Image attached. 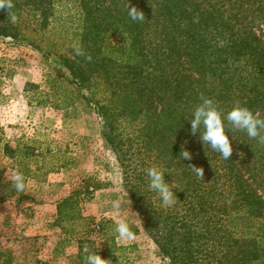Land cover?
Masks as SVG:
<instances>
[{
    "label": "trees",
    "instance_id": "trees-1",
    "mask_svg": "<svg viewBox=\"0 0 264 264\" xmlns=\"http://www.w3.org/2000/svg\"><path fill=\"white\" fill-rule=\"evenodd\" d=\"M12 3L11 9L0 8V37L32 46L45 42V50L37 48L63 68L75 87L60 85L53 91L60 97L58 106L86 100L122 166L137 146L166 172L184 215H163L155 208L152 198L161 200L148 187L150 165L135 169L134 185L128 181L139 202L140 226L162 254L172 264H264V143L225 121L233 153L224 160L191 134L189 123L202 95L225 116L238 102L264 119V0ZM128 3L144 13L143 22L128 17ZM98 91L105 94L102 101L94 99ZM182 147L191 160L178 158ZM190 165L202 168L203 178ZM13 184L10 196L26 198ZM75 219L82 215L68 197L57 205V224ZM130 227L139 233L137 226ZM86 244L94 253L90 241L80 240V264Z\"/></svg>",
    "mask_w": 264,
    "mask_h": 264
},
{
    "label": "rangeland",
    "instance_id": "rangeland-1",
    "mask_svg": "<svg viewBox=\"0 0 264 264\" xmlns=\"http://www.w3.org/2000/svg\"><path fill=\"white\" fill-rule=\"evenodd\" d=\"M44 43L0 37V264H80V240L90 241L94 253L110 264H172L140 226L139 202L129 190L135 169L156 166L152 156L134 146L122 166L101 137L92 105L80 99L68 108L58 106L53 91L75 87L63 68L45 57ZM51 78L57 81L48 84ZM104 95L98 91L94 99L102 101ZM17 170L26 183L21 200L10 196ZM68 197L82 219L57 224V205ZM152 201L163 215L185 214L182 202L167 207ZM114 202L129 225L139 228L134 241L117 239Z\"/></svg>",
    "mask_w": 264,
    "mask_h": 264
},
{
    "label": "clouds",
    "instance_id": "clouds-1",
    "mask_svg": "<svg viewBox=\"0 0 264 264\" xmlns=\"http://www.w3.org/2000/svg\"><path fill=\"white\" fill-rule=\"evenodd\" d=\"M14 5L12 0H0V8L11 9ZM127 15L134 22H143L145 20L144 13L135 6L127 4ZM15 20V16L12 17ZM77 55H83L82 51L77 49ZM91 59V57H87ZM232 129L246 133L249 139L257 140L264 143V119L260 118V113L255 114L249 108L241 106L238 102L227 112L226 116L222 113L217 103L203 95L200 97V103L193 109L190 123L191 134L198 136L202 145H206L213 153H218L222 159L230 160L233 153V147L226 133V123ZM233 137V136H232ZM234 139V137H233ZM235 140V139H234ZM180 160H191L192 156L189 151L181 148ZM191 171L198 177L203 178L204 171L202 168L190 165ZM148 177V187L156 192L163 206L171 207L177 202V196L173 191L172 184L165 181V171L158 167H150L146 170ZM14 182L13 186L17 192H22L26 188L25 178L18 170L14 171L11 176ZM116 218L115 233L121 243H128L136 239V234L132 231L129 222L120 212L118 202L113 203L111 213ZM83 264H110V261L102 259L96 253H91L87 245L83 248Z\"/></svg>",
    "mask_w": 264,
    "mask_h": 264
}]
</instances>
